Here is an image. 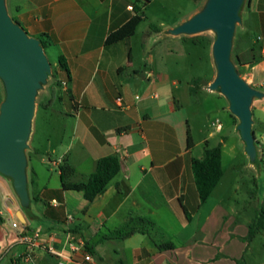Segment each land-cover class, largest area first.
<instances>
[{"label": "crops", "instance_id": "obj_1", "mask_svg": "<svg viewBox=\"0 0 264 264\" xmlns=\"http://www.w3.org/2000/svg\"><path fill=\"white\" fill-rule=\"evenodd\" d=\"M145 1L7 0L13 19L29 35L46 39L47 48H54L67 62L70 79L59 69L73 96L74 140L79 144L70 152L74 141L70 143L63 157L74 168L70 181L87 180L104 156L121 157L120 172L103 194L90 201L83 191L64 188L60 171L55 183L49 171L47 175L36 167L35 160L44 166L52 158L43 155L32 138L27 150L29 210L24 212L16 203L10 219L19 218L21 211L27 232L41 228V240L54 237L55 247L65 254H70L65 247V232L70 229L85 241L93 255L90 264H240L237 260L244 264L252 241L263 231L248 244L241 237L248 234L251 220L239 223L222 200L209 201L225 171L200 204L192 161L203 156L206 143L211 146L210 138L223 129L213 128L198 141L192 137L194 146L188 147L190 116L183 101L174 97L182 81L180 49L168 46L166 57L154 59L149 38L154 33L158 34L154 40L162 37L165 30L159 26L146 30L141 42L134 40L147 18ZM130 24L133 32L126 35ZM171 36L176 43L183 38ZM233 48L241 75L264 92V0H245ZM161 61L165 68H160ZM191 82L184 93H190ZM2 101L0 91V105ZM252 111L256 141H262L264 97L254 100ZM200 144L203 153L196 156ZM84 163L88 171L80 170ZM7 193L13 196L6 186ZM68 214L73 216L69 224ZM124 227L139 230L120 238L116 231ZM13 235L7 246L0 244V260L12 253L9 264H59V257L42 248L33 252L35 263L28 261V243L20 242L18 230L13 229ZM165 244L169 246L160 247Z\"/></svg>", "mask_w": 264, "mask_h": 264}, {"label": "rangeland", "instance_id": "obj_2", "mask_svg": "<svg viewBox=\"0 0 264 264\" xmlns=\"http://www.w3.org/2000/svg\"><path fill=\"white\" fill-rule=\"evenodd\" d=\"M205 1L202 0L200 3L196 0H151L143 2V6L147 5L145 8L147 18L140 24L134 40L141 42L145 39L144 32L146 30L159 26L165 30L161 35L162 37L154 40L158 36L154 33L152 38H149L151 46L148 44L154 59H160L161 55L166 57L167 53L164 48L168 46H175L180 49L179 55L183 57V64L181 65L182 73L178 75L180 78L182 76V81L179 84L180 88L175 90L174 97L183 101L188 110L192 137L196 141L207 137L209 131L213 130V121L219 120L223 124L222 132L210 138V144L215 146L221 141L223 142L222 163L225 175L209 201L222 200L229 207L231 214L238 219V222L245 224L247 220L254 218L256 209H261L264 206V159H260L256 165L252 164L245 152V143L237 129L239 120L236 116H232L227 98L219 91L207 89L208 81L214 80L216 75L212 51L216 34L209 30L195 35H181L182 39L175 40L178 43L174 42V38L169 34L171 28L199 11ZM10 4L9 2V7ZM9 12L14 14L11 7ZM239 24L237 23V27ZM165 34L170 36H165ZM45 52L52 65L54 76H50L48 82L39 91L31 139L33 138V144L43 155L46 157L50 155L52 158V161L45 163L44 166L39 160H35L34 164L36 167H40L43 172L45 169L47 172L44 173L47 175H53V181L56 183L58 182L59 165H56L54 160L63 159L67 146L73 141L74 148L70 152L75 151L79 146L78 142L74 140V125L77 117L76 108L62 81L64 74L58 67L59 58L56 50L48 47ZM236 54L237 51L233 48L232 58L234 62H237ZM159 65L161 69L165 68L162 61ZM191 79V86H195V92L184 93L183 91L186 89L188 91V83ZM195 81L196 84L193 85ZM0 91L1 98L4 99L5 90L1 80ZM45 104H48L49 108L44 109ZM256 135L259 137L260 132L258 131ZM31 139L29 143H31ZM203 149L204 144H200L196 147L194 154L201 156ZM79 168L88 171L89 166L84 163ZM6 186L10 188L18 206L21 207L12 180L2 174H0V207H2ZM22 209L27 212L26 208L22 207ZM1 218L0 244L6 245L7 242L13 241V228L7 214ZM11 254L1 259L0 264H9L8 258ZM244 264H264V231L252 241L244 258Z\"/></svg>", "mask_w": 264, "mask_h": 264}, {"label": "water", "instance_id": "obj_3", "mask_svg": "<svg viewBox=\"0 0 264 264\" xmlns=\"http://www.w3.org/2000/svg\"><path fill=\"white\" fill-rule=\"evenodd\" d=\"M245 0H206L192 17L169 30L174 36L205 31L216 34L212 44L216 76L209 84L229 102L245 152L256 165L257 146L252 106L264 92L252 86L232 58L233 40ZM40 38L31 36L13 19L7 0H0V80L5 97L0 105V174L12 180L21 207L30 205L27 149L33 133L39 91L48 82L52 65ZM19 219L26 218L19 212ZM0 221L2 218L0 217Z\"/></svg>", "mask_w": 264, "mask_h": 264}, {"label": "trees", "instance_id": "obj_4", "mask_svg": "<svg viewBox=\"0 0 264 264\" xmlns=\"http://www.w3.org/2000/svg\"><path fill=\"white\" fill-rule=\"evenodd\" d=\"M151 1V0H146ZM200 3L202 0H196ZM245 1L243 3V6ZM242 6V8H243ZM140 18L137 17L131 24L133 29L135 28L137 22ZM131 24L128 26L130 28L129 32L126 35H130L133 32L131 29ZM42 44L45 48L48 46V41L44 38H40ZM58 67L61 70L67 72L68 79H70V72L64 56H60L58 60ZM51 76H54L52 73ZM196 84L193 82V85ZM191 93L195 92V86H191ZM70 99L73 98L71 91L67 90ZM49 108L48 104H45L44 109ZM234 117V115H232ZM254 130V129H253ZM258 142H256V146ZM194 146L193 138L191 132L188 131V147L192 148ZM223 156V142L218 143L215 146H210L209 143H206L204 153L202 157L193 158L192 169L195 177V182L197 190L199 193L200 204H203L211 196L214 189L219 184L220 180L224 175V168L222 163ZM260 161L257 151L256 162ZM121 169V157L118 154H111L100 158L97 161L95 171L89 176L85 181L81 182H71L70 178L74 174V168L63 158L62 163L59 165V171L61 174V180L63 187L66 189H75L83 191L86 198L90 201L94 200L97 196L103 194L110 184L111 180L120 172ZM253 195L254 192H253ZM26 210H29V206L25 207ZM141 220V219H140ZM144 222V220H141ZM129 226V225H127ZM139 228L131 227L126 229L117 230L116 235L120 238L130 236L137 232ZM261 231H264V206L261 209H256L254 218L248 225V234L245 237H241L248 244L254 239V237ZM169 246V244L162 245ZM240 264H243L242 260H237Z\"/></svg>", "mask_w": 264, "mask_h": 264}, {"label": "built area", "instance_id": "obj_5", "mask_svg": "<svg viewBox=\"0 0 264 264\" xmlns=\"http://www.w3.org/2000/svg\"><path fill=\"white\" fill-rule=\"evenodd\" d=\"M132 9L133 7L130 6ZM212 126L215 132H219L223 129V124L219 120L213 121ZM258 142L257 151L259 159H264V140ZM63 159L59 161L54 160L56 165H60ZM58 204L56 200L53 201ZM17 201L10 194H4L2 199V207H0V216L7 214L10 215L13 206ZM10 217V216H9ZM73 220V216L68 214L66 217V223L69 224ZM11 227L19 232V240L21 243H28L29 251L26 255L28 261L34 262L33 252L35 248H42L49 253L60 258L59 264H90L93 255L86 249L85 241L82 238H78L73 234L70 229L65 232V247L69 249L70 254H65L63 250L55 247V238L52 237L48 241L44 242L41 240V228H36L32 232H27L26 228L23 227L22 222L19 218L14 217L10 219ZM81 256V257H80ZM80 257V258H79Z\"/></svg>", "mask_w": 264, "mask_h": 264}]
</instances>
